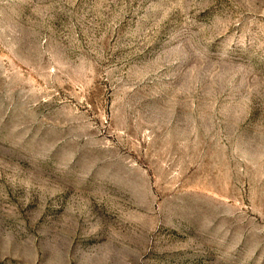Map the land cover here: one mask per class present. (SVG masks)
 <instances>
[{
    "label": "rangeland",
    "instance_id": "1",
    "mask_svg": "<svg viewBox=\"0 0 264 264\" xmlns=\"http://www.w3.org/2000/svg\"><path fill=\"white\" fill-rule=\"evenodd\" d=\"M0 264H264V0H0Z\"/></svg>",
    "mask_w": 264,
    "mask_h": 264
}]
</instances>
